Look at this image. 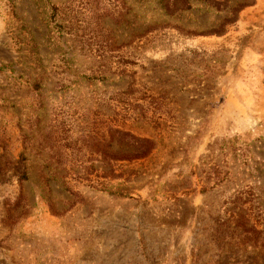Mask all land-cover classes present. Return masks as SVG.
<instances>
[{
  "label": "rangeland",
  "instance_id": "rangeland-1",
  "mask_svg": "<svg viewBox=\"0 0 264 264\" xmlns=\"http://www.w3.org/2000/svg\"><path fill=\"white\" fill-rule=\"evenodd\" d=\"M0 264H264V0H0Z\"/></svg>",
  "mask_w": 264,
  "mask_h": 264
},
{
  "label": "trees",
  "instance_id": "trees-1",
  "mask_svg": "<svg viewBox=\"0 0 264 264\" xmlns=\"http://www.w3.org/2000/svg\"><path fill=\"white\" fill-rule=\"evenodd\" d=\"M114 133L118 142H120L121 139H124L126 140V143L129 144L130 146L132 145L137 146L136 149H134L135 152L134 155H136V157L148 156L153 149L154 144L152 140L149 138L135 136L129 131H123L120 129L115 130Z\"/></svg>",
  "mask_w": 264,
  "mask_h": 264
}]
</instances>
